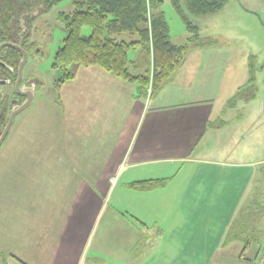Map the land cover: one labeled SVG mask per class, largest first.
<instances>
[{
    "label": "crops",
    "instance_id": "crops-1",
    "mask_svg": "<svg viewBox=\"0 0 264 264\" xmlns=\"http://www.w3.org/2000/svg\"><path fill=\"white\" fill-rule=\"evenodd\" d=\"M186 54L154 97L94 66L60 87L62 140L34 157L46 169L0 170V264H260L264 211L257 243L226 241L242 209L264 207V155L235 153L250 108H225L246 65L224 47Z\"/></svg>",
    "mask_w": 264,
    "mask_h": 264
},
{
    "label": "trees",
    "instance_id": "trees-1",
    "mask_svg": "<svg viewBox=\"0 0 264 264\" xmlns=\"http://www.w3.org/2000/svg\"><path fill=\"white\" fill-rule=\"evenodd\" d=\"M59 1L0 0V44L12 43L24 50L32 47L34 44L29 42L31 23L38 13L48 11ZM181 1L171 0L178 14L181 13ZM185 2L189 14L198 17L221 11L226 0ZM153 4L152 0H78L71 14H60L59 21L66 36L51 65L59 72V77L53 83L55 90L74 79L79 68L89 66L97 67L124 83L136 84L141 93L149 90V97L158 95L172 83L187 51L204 48L208 44L199 42L195 34L194 38L188 39L186 46L173 45L165 17L161 12L153 13ZM182 20L188 31H196V27L185 18ZM84 29H89L90 34H83ZM121 35L136 36V40L125 42L112 38ZM133 50H139L136 61L128 59L129 52ZM20 60L21 55L15 49H2L0 80L6 78L14 81ZM245 86L237 90L225 108H232L247 97ZM8 106V101H0V127L4 125ZM167 182V179L145 180L127 186L138 191H150L163 187ZM263 211L264 207L260 205L242 209L227 233V243L241 236H244L246 244L257 243V236L253 234H256V224Z\"/></svg>",
    "mask_w": 264,
    "mask_h": 264
},
{
    "label": "rangeland",
    "instance_id": "rangeland-1",
    "mask_svg": "<svg viewBox=\"0 0 264 264\" xmlns=\"http://www.w3.org/2000/svg\"><path fill=\"white\" fill-rule=\"evenodd\" d=\"M77 1L60 0L48 11L38 13L30 25L29 42L34 45L25 50L28 59L22 70L21 88H32L35 95L31 105L14 118L0 146V156H2L0 170L8 169L13 172L8 179L10 181H17L19 171L33 173L46 169V163L36 161L34 157L56 152V144H59L60 138L62 140L61 113L55 108L51 109L52 104L48 103L56 100L58 94L53 83L59 77V72L52 69L51 65L55 53L62 46L66 36L63 24L59 21V15L71 14L74 11V3ZM152 1L154 2L153 13L161 12L165 17L173 45L186 46L188 39L194 38L196 34L199 42L205 41L208 46L224 47L229 50L232 59L245 63L247 67L235 66L244 68L240 70V78L246 74L247 69L250 80L245 84L247 97L242 99L243 103H237L249 107L251 111L247 122L250 130V138L247 142L250 145L237 146L235 153L239 154L243 152L241 150H248L249 153L255 151L264 155V0H226L221 11L198 17L189 14L185 0L180 2V14L175 11L171 0ZM157 2L159 3L156 4ZM182 18L196 27L194 33L188 31ZM83 34H90V30L84 29ZM112 38L125 42L136 40V36L130 35L112 36ZM138 53L139 50L130 51L128 59L136 61ZM186 55L184 58L187 57ZM139 70L144 71L143 68ZM9 81L0 85V101L9 102L14 99L15 82ZM32 81H35L34 86L31 84ZM261 108H263V114L260 117L259 109ZM8 117L7 113L4 124ZM3 129L4 127H0V133ZM257 142H263V144L253 145ZM14 216L11 218L12 221ZM10 236H6L4 240L6 246L15 245V239H11ZM1 244L0 239V246ZM261 248L263 250L257 260L260 264H264V244Z\"/></svg>",
    "mask_w": 264,
    "mask_h": 264
},
{
    "label": "water",
    "instance_id": "water-1",
    "mask_svg": "<svg viewBox=\"0 0 264 264\" xmlns=\"http://www.w3.org/2000/svg\"><path fill=\"white\" fill-rule=\"evenodd\" d=\"M4 48H13L16 51H18L21 55V60L18 64V68H17V78L14 84L15 87V93L23 98H25V101L19 106V107H15L8 118L7 123L5 124V127L2 131V133L0 134V146L2 145L3 141L5 140L9 129L14 121V118L23 110H25L27 107H29L31 105V103L33 102L34 99V90L32 88H27V89H21L20 87V82H21V78H22V70L24 65L27 62L28 59V55L26 53V51L21 48L19 45H15L12 43H2L0 44V51ZM6 84L5 81L0 80V85H4Z\"/></svg>",
    "mask_w": 264,
    "mask_h": 264
},
{
    "label": "flooded vegetation",
    "instance_id": "flooded-vegetation-1",
    "mask_svg": "<svg viewBox=\"0 0 264 264\" xmlns=\"http://www.w3.org/2000/svg\"><path fill=\"white\" fill-rule=\"evenodd\" d=\"M16 78H17V74H16ZM2 81H5L6 83H8V80L6 79V78H4V79H1ZM16 81V79L14 80V81H12V82H10V83H14ZM15 84V83H14ZM31 84H32V86H34V84H35V81H32L31 82ZM20 87H22V83L20 82ZM21 89H25V87H23V88H21ZM14 99H11L10 101H11V103H10V101H9V106H8V110H7V113H8V116L10 115V113H11V109L13 108V107H15V106H20L24 101H25V98H23V97H21V96H19V95H17L15 92H14ZM9 118V117H8ZM8 118H7V120H6V123H7V121H8ZM2 127H5V124H4V126H2ZM3 131V130H2ZM2 133V132H1ZM0 133V134H1Z\"/></svg>",
    "mask_w": 264,
    "mask_h": 264
}]
</instances>
